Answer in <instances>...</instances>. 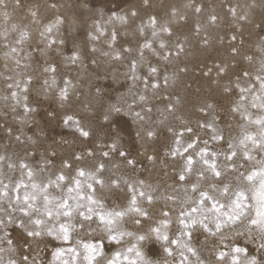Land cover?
<instances>
[{"label": "rangeland", "instance_id": "1", "mask_svg": "<svg viewBox=\"0 0 264 264\" xmlns=\"http://www.w3.org/2000/svg\"><path fill=\"white\" fill-rule=\"evenodd\" d=\"M153 16L157 37L152 36L149 23ZM57 19L61 21L58 25ZM50 23L55 25L52 33L41 36ZM163 26L171 34L161 32ZM22 32L28 33L23 40ZM49 40L56 43L49 47ZM146 41L152 47L142 49ZM73 53L78 56L75 62L69 59ZM50 64L55 65V73L44 71ZM150 67L157 72L150 73ZM221 68L225 71H219ZM257 76L264 77V0H149L148 4L144 0H4L0 4V157L4 158L0 160V180L9 186L12 199H0V220L5 222L0 224V264H63L71 258L67 249L77 246V240L90 241L102 234L80 229L77 217L69 241L47 234L27 237L19 225L23 214L12 210L16 202L11 189L21 180L30 183L28 168L36 183L45 184L61 171L71 179L76 169L94 172L103 163L104 186H96V196L106 207L126 203L130 189L125 181L138 190V182L143 181V190L156 197L151 213L159 218L161 212H169V235L174 236L180 227L179 213L189 210L198 196L178 179L184 158L170 154L176 135L190 127L193 132H183L182 142L186 145L197 137L199 141L189 152L199 151L205 142L210 150L224 152L228 142L237 143L246 131L258 133L259 126L248 119V114L251 120L264 116V108L259 107L264 103V91ZM65 80L70 81L68 99L62 101L60 89ZM241 88L246 91L241 93ZM66 115L80 120L90 136L82 137L72 122L65 124ZM207 123L223 134V141L212 140V128L202 127ZM113 143L118 151L110 150ZM119 151L126 152L127 159ZM102 152L109 155L104 157ZM251 154L255 159L246 161L238 150L239 171L226 173L233 186L239 172L258 168L256 161L264 159V151L258 148H252ZM65 161L71 167H64ZM219 163L223 167V156ZM196 167L201 165L197 162ZM112 179L120 181L119 187L110 183ZM50 192L60 195L54 189ZM9 215L14 222H8ZM124 227L135 230L130 222ZM238 230L246 231L244 226ZM234 231L226 229L227 239L221 242L219 236L200 229L193 234L192 247L205 264H218V251L229 252L234 243L247 248L249 256L264 258L257 250L258 241L246 235L236 237ZM125 241L126 247L129 241L135 242L130 237ZM105 245V253L110 255L115 249ZM58 248L65 249L62 256L56 255ZM147 256L158 264L178 259L168 256L161 243ZM229 261L230 257L224 264Z\"/></svg>", "mask_w": 264, "mask_h": 264}, {"label": "snow or ice", "instance_id": "2", "mask_svg": "<svg viewBox=\"0 0 264 264\" xmlns=\"http://www.w3.org/2000/svg\"><path fill=\"white\" fill-rule=\"evenodd\" d=\"M148 2L149 0H144L145 4H148ZM3 3L4 0H0V4ZM200 10L199 7L196 8L197 12ZM232 11L235 14V9H232ZM136 14L133 10L132 15L135 16ZM32 16L35 18L36 13L33 12ZM119 18L121 20L126 19V17ZM211 19L215 21L216 17L213 16ZM59 23L61 21L57 19L56 24ZM149 23L153 28L152 36L157 37L156 18L154 16L149 17ZM54 27L55 25L51 23L45 26L41 36L51 34ZM140 31L142 33L143 28ZM160 31L171 34V30L167 26L161 27ZM27 35V32H22L21 40ZM113 40H115V34H113ZM55 43V40H49L47 46L50 47ZM60 43H63V41H60ZM151 47V41H146L141 46L142 49ZM165 47L166 45L161 41L160 48L164 49ZM177 47L182 49V45L178 44ZM126 50L131 51L130 48ZM235 51L236 49H233V52ZM116 55L119 56V53ZM140 55L143 56V51L140 52ZM69 59L75 62L78 56L73 53ZM131 67L135 71V60L132 61ZM44 71L55 73L56 67L50 64L44 68ZM149 71L155 74L157 69L150 67ZM219 71L223 72L225 69L221 68ZM247 74L244 73V75ZM257 80L260 81L261 90L264 91V77L257 76ZM28 82H31V77H28ZM165 82H167V78H165ZM44 84L51 87L48 80H45ZM52 84H55V79L52 80ZM64 85L60 89L62 101L68 99L70 81L65 80ZM156 86V84H153V87ZM25 91H27V84L25 85ZM244 91L246 89H240L241 93ZM12 95L15 97L16 93L13 92ZM25 99L27 98L25 97ZM143 99L145 97L141 96V100ZM244 99L245 97L241 95L240 100ZM253 107H256V105L253 104ZM259 107L264 108V103L260 104ZM25 108L31 110L27 104H25ZM238 110V108H234V111ZM116 111H119V109H116ZM136 115L139 116V113ZM105 119H108V117L105 116ZM248 119L251 123L259 126V132L246 131L237 143L228 142L227 150L224 152L210 150L206 146L207 142H205V147L199 148V151L189 152L190 149H196L199 141L197 137L188 141L186 145L182 142L183 132H193L190 127L185 126L183 131L176 135L175 146L170 149V154L174 157L179 155L184 158V164L178 173V179L188 183L191 191L197 193L198 196L192 200V206L189 210H182L179 213L177 222L180 227L174 236L169 235V228L172 223L170 213L163 211L160 213L159 218H154L151 213L150 207L156 197L143 190V181L138 182L141 186L139 190L133 184L125 181L130 189V194L126 197V203L123 206L106 207L104 202L97 198L96 186L99 185L101 188L104 186L102 175L105 165L103 163L96 165L94 172H86L83 168H78L76 169V175L71 179L61 171L54 180L49 178L45 184L36 183L33 179V171L26 164H22V168H28L27 177L30 183L26 184L21 180L12 187L11 190L15 193L16 202V207L12 210L23 214V219L19 221V225L24 229L27 237L35 238L47 234L54 236L56 239L69 241L73 231L77 228V223L73 222L77 217L79 218L78 226L80 229L88 228L91 232L99 230L102 233L100 236H93L90 241L77 240V246L67 249L71 258L70 260H64L63 264H124L125 261L127 264H158V262L149 259L147 256V253L153 250L156 243H161L163 251L168 256L175 255L178 257L171 264H205L191 244L194 232L200 229L211 236H219L221 242L227 239L224 234L226 229L229 231L235 230L234 235L236 237L246 235L253 241H258L257 250L264 253V159L256 161L259 165L258 168L253 167L247 172H239L235 177V186L226 178L227 172L239 171L236 159L238 150L246 161L255 159L251 154L252 148L264 151V116L251 120V115L248 114ZM69 122L75 125L76 130L82 137L87 138L90 136L91 133L81 125L80 120L71 115H66L64 123L68 124ZM202 127L212 128L213 135L211 138L213 141L224 140L223 134L218 132L213 124L207 123ZM148 135L152 136L153 133L150 131ZM110 150L118 151L115 143L110 145ZM88 154L91 155L92 153L89 152ZM102 155L107 157L109 152H102ZM119 155L127 159L126 152L119 151ZM220 156L224 157L223 167L219 163ZM80 158V156L76 157V159ZM3 159V157H0V160ZM149 159H152V157H149ZM197 162L201 167H196ZM127 163L134 164L135 161L127 160ZM9 167H12V165L10 164ZM64 167H71V165L65 161ZM240 167H243V165L241 164ZM193 174L195 179H191ZM66 181L67 184L64 183ZM110 183L115 187H119L120 181L112 179ZM0 186H2L0 187V199L8 197L11 200L12 197H9L8 194L9 186L3 184L2 180H0ZM21 189H23L22 195ZM50 189L59 191L60 195H54L50 192ZM167 199L174 198L167 197ZM8 222H14L11 215L8 217ZM129 222L135 229L134 231L124 227ZM4 223L3 220H0V224ZM93 224L96 225L95 228L92 227ZM241 226H244L246 231H239L238 229ZM125 237H130L135 242L131 243L129 241V246L126 247ZM105 242L115 249L110 255L105 253ZM173 245L175 248H173ZM64 252V248H58L56 255L62 256ZM188 254L196 257V261L190 260ZM241 255L244 256V259H241ZM228 257H230L228 264H264V258L258 259L257 256H249L248 249L240 247L236 243L230 246L229 252L218 251V264H224ZM24 259L27 261V257H24ZM9 264H15V261H10ZM164 264H169V262L164 261Z\"/></svg>", "mask_w": 264, "mask_h": 264}]
</instances>
